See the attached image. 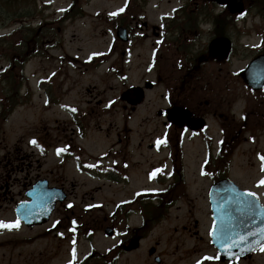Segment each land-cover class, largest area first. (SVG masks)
I'll return each instance as SVG.
<instances>
[{
    "label": "flooded vegetation",
    "instance_id": "1",
    "mask_svg": "<svg viewBox=\"0 0 264 264\" xmlns=\"http://www.w3.org/2000/svg\"><path fill=\"white\" fill-rule=\"evenodd\" d=\"M245 1L244 11L234 14L228 5L215 0H125L113 10H103V15L95 14V17L105 19H97L90 25L93 32L100 25H105L107 29L99 36L114 34V51H94L81 57L80 48L77 53L70 54L60 45L63 57L76 60L78 67H83L82 71H102L104 77L114 73L122 82L115 100L124 109V124L116 134L113 148L102 152L92 148L91 152L77 141L88 137L85 132L87 124L80 121L91 119L99 128L95 131L100 132L99 123L109 107L105 91L89 86L85 89L88 93L86 111L78 120L77 128L71 127L65 152L60 154L64 156L61 163L68 159L74 162L77 171L91 174L103 182L105 161L112 158L113 183L119 191L139 181L136 174L144 176L143 189L148 187L152 192L148 196L135 198L133 195L122 199L117 206V221L124 225L129 224L134 212H142L137 205L145 197L160 199L162 206L172 200L178 204L191 202L186 188L193 184V177L205 181L208 192L215 183L231 179L241 188L256 193L264 204V185L259 183L264 179V160L261 159L264 156V4L261 0ZM81 2L67 0L61 11L62 14L67 13L62 17L66 19L53 22L56 28L49 32L38 21L32 45L28 48L23 37H18V43L13 47L10 37L3 42L2 59L5 63L0 67V213L5 208L9 213L0 216V221L14 222L18 219L20 227L0 228V248L25 249L27 226L19 217L17 207L27 200V194L35 183L63 189L68 195L65 201L57 203L47 225L28 228V234L37 229L30 239L35 235L41 238V235L50 234L55 241L50 256L41 249L29 264H105L106 260V256L93 249L88 240L90 231L98 228L95 225L105 226L104 201L96 199L102 186L85 192L81 205H78L75 203L77 196L73 199L75 183H60L59 178L52 180V172L47 171L43 175L39 161L35 168L27 170L24 127L22 124L10 125L12 114L26 98V91L31 90L25 66L31 56L42 60L46 58L44 56L51 55L46 47L57 41V35L65 30L63 25L73 23L72 13L80 9L86 11L84 7L88 4ZM88 16L86 14L84 18ZM120 26L127 28L128 42L115 38ZM75 39H78L77 35L72 34L69 41L73 43ZM128 61L137 64L144 72L140 81L128 84ZM148 74H155L156 78H147ZM33 75L38 76L39 97L44 98L45 106H55L52 103L58 91L55 71L46 73L40 67ZM134 85L145 87V100L138 105L128 104L122 99L123 93ZM159 87L161 91L159 96L155 95V100L160 99L162 106L150 109V115L139 116L142 123L156 120L161 124L162 131L155 135L151 133L147 140L144 134H134L128 122L145 103L149 92ZM173 108H181L176 120L172 118ZM42 130L44 132L37 136L41 152L50 146L46 137H42L49 133L45 127ZM10 135H17L13 145L6 144ZM193 145L197 146L198 164L197 169L191 171L187 146ZM240 156L243 157L241 165L235 160ZM257 174L262 176L253 180L252 175ZM56 192V195L63 194ZM204 216L207 217V213ZM187 220L180 231L178 228L173 231L198 238L197 245L205 238L201 235L202 224L189 214ZM204 224L206 243L202 242L209 245L213 221L205 218ZM139 227L128 226L133 237L142 236ZM83 239L88 241L85 250V246L80 245ZM63 245L65 253L60 256ZM122 250L119 247L120 253ZM53 256H60L57 263H52L50 258ZM214 256L210 260L214 264H242L251 259L246 257L227 262L216 253ZM113 257L115 254L109 255L108 261ZM197 260L204 264L208 259L205 256L202 259L200 255ZM7 263L0 260V264Z\"/></svg>",
    "mask_w": 264,
    "mask_h": 264
},
{
    "label": "rangeland",
    "instance_id": "2",
    "mask_svg": "<svg viewBox=\"0 0 264 264\" xmlns=\"http://www.w3.org/2000/svg\"><path fill=\"white\" fill-rule=\"evenodd\" d=\"M82 2L88 4L84 8L89 16L77 22L68 23L63 33L57 35L59 38L58 41L64 46L65 51L70 54L77 53L80 48L82 51V53H80L81 57L88 56L92 51H114V34L109 33L99 36L98 34H100V32L107 29L105 25H100L94 32L90 28V25L92 22L97 21V19H104V17H95L94 15L96 13L103 15V10L112 9L124 3L125 0H82ZM66 3L67 0H0V37L4 38L11 36L14 30L20 28L19 23L22 22V20H26L28 27H36L40 20L43 26L50 28L51 23L60 15L61 7ZM17 12H19V14H17ZM20 12H22V14ZM72 34H76L78 37L73 43L69 41ZM12 38L13 40L17 39L14 38V36ZM28 46H30V43ZM48 48L52 55L50 58L47 57L41 60L31 56L29 62L25 66L26 75H29L31 90L29 94H27L28 97H26L23 105L18 107L14 112V115L11 117L10 125L16 127L18 124H22L24 127L23 147L25 149L27 170L29 168H35L36 163L39 161V164L42 165L41 172L43 175L48 171V173L52 172V180H57L59 178L63 180H58L60 183L64 181L67 183H75L76 188L73 193V199L77 196L76 203L78 205H81L82 197L85 192L93 191L94 189L97 190L98 186H102L98 196L96 195V199L104 201L102 204L105 205L104 207L106 210L105 226L113 224L119 230L118 236L108 238L105 236L104 231H101L102 227H100V225H95L98 227V231L95 233L92 241L95 247L100 252L104 253L109 248L117 247L119 243H123L131 237L133 233L132 230H128L122 221H117V216L112 217L111 214L117 202L132 196L133 191L143 187L145 183L143 179L144 176L142 174H136L137 178H140V180L135 181L132 185L119 191L118 188L110 182L111 179L109 177L105 179L104 183L97 178H93L91 174L77 171L74 162L68 159L64 163H61V159L64 158V156L62 154L57 155V151L58 149H62L63 145L66 144V138L70 133L71 127H76L77 120H80L83 116L82 113L86 111L88 93L85 89L89 86H96L100 91H105V99H108L111 105L106 113L103 114L99 123L102 129L100 131L103 132V134H97L95 130H99V128L96 127L95 122L91 119H84V121L81 120L80 122L85 123V125L87 124L88 129L86 133L88 137L83 140L77 139V141L91 152H93L90 147L92 143H94L95 147L100 151L113 147L116 134L124 124V118L122 116L124 109H122L115 100L122 86V82H119L114 73L104 77L102 71L90 72V70H87V72H84L82 71L83 67H76V63L71 65L70 59L61 57L63 50L58 48V45H51ZM2 55V46L0 45V67L5 63V60L2 59ZM127 66L129 67L127 76L128 84L140 81L144 72L138 68V65L129 62ZM40 67L42 70L45 69L46 73L55 71L57 75V98L56 101L55 99L52 100V103H58L61 104V106L67 105L73 107L76 111L63 110L60 105L51 107L45 106L46 103L44 102V98L39 97L40 90L36 86L38 76L33 75ZM147 78H156V75L148 74ZM25 87L28 88L29 86L25 85ZM160 91L161 87L156 88L154 92H149L145 103L128 122V127L133 129L134 134H144L147 136V140L151 137V133L155 135L162 131L160 128L161 124L157 123L156 120H151L149 123H142L139 120V116L150 115V109L155 110L162 106L160 99L155 100V95L159 96ZM74 113H76V117L72 120ZM43 127L47 129L49 134H43L42 137L45 136L47 144L54 146V148H56L55 150L50 147L49 150H43V152H41L37 146L31 143L33 139L37 141L36 138L40 132H44L42 130ZM16 137L17 135H10L8 140L6 139V144L13 145L17 141ZM74 149L76 150V148ZM187 150L190 156L189 164L191 171L196 170L198 164L196 155L198 152L197 146H187ZM235 160L239 165L243 163L242 156ZM112 163V158L107 159L105 161V166L109 167ZM32 174H35V172L33 171ZM110 176L114 177V173H110ZM252 176L251 178L254 180L257 177H261L262 174ZM258 178L256 180H258ZM192 181L193 184L186 188L192 201H184L177 204L171 209L169 216L156 225L149 235L141 241L138 250L123 254L115 264H158L148 255V250L153 245L157 246V252L162 256L163 262L161 264H190L192 261H196L200 255H202V257L204 255L208 257H213L215 255L211 246L205 244L206 236L204 229L206 226L205 224L203 226V223L205 218H207L204 216L205 211L207 212V203L205 201L207 184L200 178L198 181L193 177ZM130 207L132 208V206ZM8 213L9 212L5 208V210L0 213V216H7ZM188 214L200 220L202 224L201 235L205 237L202 241L205 243L199 241L196 245L198 238L190 237L188 233L182 235L180 232L173 231L175 228H178L180 231V228L188 223ZM140 222L141 218L138 214L133 215L130 219V224L132 226ZM31 234L27 232V237H30ZM41 236V238H37L35 235L33 240L27 241L23 251L21 247H18L17 250L0 248V260L8 262L7 264H29V261H33L36 253L41 249L47 251L46 253L50 256L53 245L55 244L53 235L48 234V236ZM87 244L88 241H86V239L80 242L81 246H85L84 250ZM65 248L64 245L61 247L62 251L60 256H63V253H65ZM111 254H113V252ZM60 256H53L50 258L52 263H57ZM204 264H214V262L208 259ZM242 264H264V250L256 253L247 263L243 262Z\"/></svg>",
    "mask_w": 264,
    "mask_h": 264
},
{
    "label": "water",
    "instance_id": "3",
    "mask_svg": "<svg viewBox=\"0 0 264 264\" xmlns=\"http://www.w3.org/2000/svg\"><path fill=\"white\" fill-rule=\"evenodd\" d=\"M217 1L230 5L233 12L243 9V0ZM122 38L123 40L127 39L124 36ZM123 98L134 104L143 100L141 91L135 87L126 91ZM179 110L180 108H174L172 111L174 120L178 117ZM246 193L248 192L240 190L231 181H226L224 184L220 183L211 191L213 216L217 226V234L216 236L212 235V243L224 259L231 260L237 256L244 257L264 243V232L261 231L264 229V207L256 196H247ZM249 204L252 205L251 209ZM112 232L111 229L106 231L107 235H111ZM240 236H245L246 240L240 242ZM139 240L140 238L133 239L125 248L127 250L138 248ZM234 241L235 243H233ZM229 245H232L230 251L226 250ZM153 253L154 249H151L150 254Z\"/></svg>",
    "mask_w": 264,
    "mask_h": 264
},
{
    "label": "snow or ice",
    "instance_id": "4",
    "mask_svg": "<svg viewBox=\"0 0 264 264\" xmlns=\"http://www.w3.org/2000/svg\"><path fill=\"white\" fill-rule=\"evenodd\" d=\"M120 11H123V9H120ZM112 15H116V13H113ZM71 111L74 112V111H76V109L73 108V109H71ZM31 143H32L34 146L42 147V146H40V145L38 144V142H37L35 139H33V140L31 141ZM158 143H159V141H158ZM62 151H65V149H58V154H59L60 152H62ZM261 159L264 160V156H262ZM259 183H260L261 185H264V179H262ZM246 195H247V196L255 197L257 194L254 193V192H248V193H246ZM251 207H252V205L249 204V208H250V209H251ZM73 223H75V221H73ZM19 227H20V221H19L18 219H17L16 221H14V222L0 221V228H8V229H12V228H19ZM73 231H74V229H73ZM261 231L264 232V229H262ZM216 234H217V226L214 225V226H213V229H212V235H213V236H216ZM61 235H63V234H61ZM245 240H246V237H245V236H240V242H243V241H245ZM73 243H75V241H73ZM233 243H235V241H234ZM231 247H232V245H229L228 248H227L226 250L230 251V250H231ZM261 250H264V247H262ZM73 255H75V249H73ZM206 259L211 260V259H213V257H206ZM216 259H219V257H216ZM70 264H71V262H70ZM197 264H201V262L198 261Z\"/></svg>",
    "mask_w": 264,
    "mask_h": 264
},
{
    "label": "trees",
    "instance_id": "5",
    "mask_svg": "<svg viewBox=\"0 0 264 264\" xmlns=\"http://www.w3.org/2000/svg\"><path fill=\"white\" fill-rule=\"evenodd\" d=\"M12 13H14V12H12ZM20 13L22 14V12H20ZM17 14H19V12H17ZM31 31H33V29H31ZM158 216H159V212L155 210V212L152 215H150V219L153 220V221H155ZM149 222H150V220H149Z\"/></svg>",
    "mask_w": 264,
    "mask_h": 264
}]
</instances>
